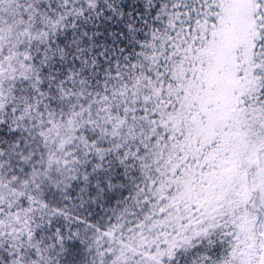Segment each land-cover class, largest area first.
Listing matches in <instances>:
<instances>
[{"label":"trees","instance_id":"trees-1","mask_svg":"<svg viewBox=\"0 0 264 264\" xmlns=\"http://www.w3.org/2000/svg\"><path fill=\"white\" fill-rule=\"evenodd\" d=\"M213 2L0 0V264H196L154 257L144 167L169 132V67ZM257 24L264 67V0Z\"/></svg>","mask_w":264,"mask_h":264},{"label":"rangeland","instance_id":"rangeland-1","mask_svg":"<svg viewBox=\"0 0 264 264\" xmlns=\"http://www.w3.org/2000/svg\"><path fill=\"white\" fill-rule=\"evenodd\" d=\"M207 14L211 20L185 39L182 61L169 67L173 88L161 100L169 132L144 167L156 189L154 257L178 251L196 264H259L264 98L254 96L264 67L255 51L257 0H214Z\"/></svg>","mask_w":264,"mask_h":264},{"label":"water","instance_id":"water-1","mask_svg":"<svg viewBox=\"0 0 264 264\" xmlns=\"http://www.w3.org/2000/svg\"><path fill=\"white\" fill-rule=\"evenodd\" d=\"M262 241H263V250L262 255L259 264H264V234L261 235Z\"/></svg>","mask_w":264,"mask_h":264}]
</instances>
